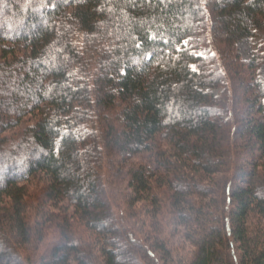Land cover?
<instances>
[{
	"label": "trees",
	"instance_id": "16d2710c",
	"mask_svg": "<svg viewBox=\"0 0 264 264\" xmlns=\"http://www.w3.org/2000/svg\"><path fill=\"white\" fill-rule=\"evenodd\" d=\"M257 33L264 0H0V264H264Z\"/></svg>",
	"mask_w": 264,
	"mask_h": 264
},
{
	"label": "rangeland",
	"instance_id": "374dc122",
	"mask_svg": "<svg viewBox=\"0 0 264 264\" xmlns=\"http://www.w3.org/2000/svg\"><path fill=\"white\" fill-rule=\"evenodd\" d=\"M264 41V36L263 34L261 33H257L255 35H250V36H246L242 39H240L239 41H237L236 43V50L240 53V55L245 59V58H248L256 49V47L262 42ZM209 47L204 45L200 48L199 51H203V50H208ZM122 159H124L123 163L124 164H130L131 162V159L132 158H126L125 156L122 157ZM127 165V166H128ZM6 172V169H4L3 167L0 166V176L5 174ZM124 172H125V169H124ZM107 176V174H106ZM113 180L111 181V183H109L107 181L106 183V186H108L109 188L105 189V192H107V195L110 196V200L112 201V204H113V207L115 209V213L116 214H120L118 213V211H116L117 209L120 210L118 208V195L121 194L120 191H121V183L122 182H125V174H121L120 177H114L112 176L111 177ZM118 183L117 187L119 188V191L116 192L115 188L112 187L113 184H116ZM122 215V214H121ZM173 217V214L170 215L169 218H172ZM124 218V217H123ZM174 219H172L169 224L166 223V226H168V229L169 231L167 230V235H165L166 237L168 236V238H171V240H176V241H180L181 242V235H180V232L182 231V227L180 224H177ZM175 227H177V229H175ZM172 229V231H171ZM165 230V231H166ZM171 231V232H170ZM172 232H174L175 234L173 235ZM47 234H48V238L49 239H52V240H56L57 239V236H55L54 234H52L51 232V229L50 230H47ZM140 235V234H138ZM52 243V242H51ZM49 245V244H48Z\"/></svg>",
	"mask_w": 264,
	"mask_h": 264
}]
</instances>
